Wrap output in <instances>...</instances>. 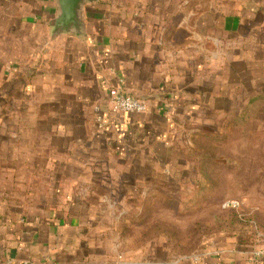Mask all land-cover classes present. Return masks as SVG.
<instances>
[{"label": "crops", "instance_id": "1", "mask_svg": "<svg viewBox=\"0 0 264 264\" xmlns=\"http://www.w3.org/2000/svg\"><path fill=\"white\" fill-rule=\"evenodd\" d=\"M58 15L56 0H0V263L250 264L262 252L264 264V241L227 233L196 257L121 252L89 202L110 190L95 177L158 176L181 159L227 65L237 78L243 57L259 67L264 0H97L83 35L56 36ZM116 93L148 113L114 115Z\"/></svg>", "mask_w": 264, "mask_h": 264}, {"label": "rangeland", "instance_id": "2", "mask_svg": "<svg viewBox=\"0 0 264 264\" xmlns=\"http://www.w3.org/2000/svg\"><path fill=\"white\" fill-rule=\"evenodd\" d=\"M253 59L243 57L242 78L227 65L224 94L210 95L199 128L177 147L181 159H164L162 175L128 177L119 170L95 177L110 190L96 188L89 202L95 217L110 219L106 226L121 252L170 261L198 256L224 233L264 241V57L250 73ZM232 200L240 206L223 207Z\"/></svg>", "mask_w": 264, "mask_h": 264}, {"label": "water", "instance_id": "3", "mask_svg": "<svg viewBox=\"0 0 264 264\" xmlns=\"http://www.w3.org/2000/svg\"><path fill=\"white\" fill-rule=\"evenodd\" d=\"M97 0H56L59 15L54 21L53 28L56 36L60 34L83 35V12L86 5Z\"/></svg>", "mask_w": 264, "mask_h": 264}, {"label": "built area", "instance_id": "4", "mask_svg": "<svg viewBox=\"0 0 264 264\" xmlns=\"http://www.w3.org/2000/svg\"><path fill=\"white\" fill-rule=\"evenodd\" d=\"M110 109L114 115L121 114H146L149 111V104L141 99L116 93L113 95L110 101ZM240 206V203L236 200L226 202L223 207L228 209H236ZM263 253L256 252L250 259V264H263ZM0 264H13L11 261H6Z\"/></svg>", "mask_w": 264, "mask_h": 264}]
</instances>
